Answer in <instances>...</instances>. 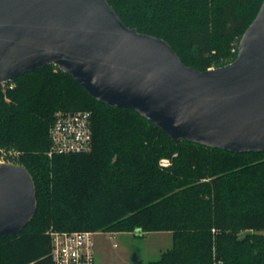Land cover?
<instances>
[{"label":"trees","instance_id":"obj_1","mask_svg":"<svg viewBox=\"0 0 264 264\" xmlns=\"http://www.w3.org/2000/svg\"><path fill=\"white\" fill-rule=\"evenodd\" d=\"M108 1L125 25L167 41L200 71L236 59L264 2ZM79 110L93 113L92 150L49 158L56 113ZM0 148L23 153L37 197L25 229L0 238V264H53L51 230L172 234L159 260L139 264H264V152L176 143L135 110L96 101L55 65L0 85Z\"/></svg>","mask_w":264,"mask_h":264},{"label":"water","instance_id":"obj_2","mask_svg":"<svg viewBox=\"0 0 264 264\" xmlns=\"http://www.w3.org/2000/svg\"><path fill=\"white\" fill-rule=\"evenodd\" d=\"M50 65L96 101L135 110L176 143L264 152V2L236 59L200 71L167 41L125 25L108 0H0V85ZM36 211L31 173L2 165L0 238L19 235ZM140 262L135 254L133 263Z\"/></svg>","mask_w":264,"mask_h":264},{"label":"built area","instance_id":"obj_3","mask_svg":"<svg viewBox=\"0 0 264 264\" xmlns=\"http://www.w3.org/2000/svg\"><path fill=\"white\" fill-rule=\"evenodd\" d=\"M51 146L48 156L88 153L93 147L92 113L90 111H59L49 130ZM0 148V167L18 165L20 152ZM5 153V154H2ZM101 232L51 230L53 264H97L95 237Z\"/></svg>","mask_w":264,"mask_h":264},{"label":"rangeland","instance_id":"obj_4","mask_svg":"<svg viewBox=\"0 0 264 264\" xmlns=\"http://www.w3.org/2000/svg\"><path fill=\"white\" fill-rule=\"evenodd\" d=\"M235 48L233 49V53L236 51ZM212 69H215V67ZM5 84L7 83H4L2 85ZM79 111H84V110H79ZM90 112L92 113V111ZM2 149H4V152L6 153H8L7 150L8 151L15 150V149H6V148H2ZM20 156L18 159H14V162L18 165L21 159ZM163 162L164 164L168 163L167 160H164ZM162 233H168V234H162ZM139 234L143 235L142 233ZM95 241H96L97 264H134L133 257L135 254H138V256L143 260L144 263L157 261L160 259L162 253L171 249L173 246V237L170 232H155V233L145 234V236H137V232L136 233L135 232L134 233L101 232L98 235H96Z\"/></svg>","mask_w":264,"mask_h":264},{"label":"crops","instance_id":"obj_5","mask_svg":"<svg viewBox=\"0 0 264 264\" xmlns=\"http://www.w3.org/2000/svg\"><path fill=\"white\" fill-rule=\"evenodd\" d=\"M162 234H168V233H162Z\"/></svg>","mask_w":264,"mask_h":264}]
</instances>
